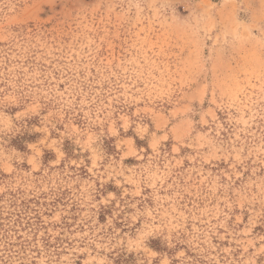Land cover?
Listing matches in <instances>:
<instances>
[{
  "label": "rangeland",
  "instance_id": "rangeland-1",
  "mask_svg": "<svg viewBox=\"0 0 264 264\" xmlns=\"http://www.w3.org/2000/svg\"><path fill=\"white\" fill-rule=\"evenodd\" d=\"M0 264H264V0H0Z\"/></svg>",
  "mask_w": 264,
  "mask_h": 264
}]
</instances>
